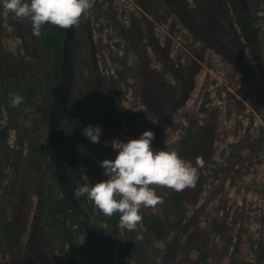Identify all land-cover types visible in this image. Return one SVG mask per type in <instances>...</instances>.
<instances>
[{"label":"rangeland","instance_id":"obj_1","mask_svg":"<svg viewBox=\"0 0 264 264\" xmlns=\"http://www.w3.org/2000/svg\"><path fill=\"white\" fill-rule=\"evenodd\" d=\"M257 3L259 7L256 10L255 27L260 63L258 66L250 59L252 67H247V73L244 72L247 76L243 74L245 66L241 67L242 72L238 71L219 56L201 49L200 44L190 39L175 24L173 16L165 8L162 11L149 10V16L157 22L154 37L161 41L168 39L167 59L176 64V71H171L162 61L147 62L150 54L148 42L143 45L131 44L128 36L121 35L123 26L127 25L128 17L134 10L125 0H94L87 19H81L76 26L78 34L74 39L72 66V90L76 97L74 103L77 102L82 109L79 118L82 135L83 129L89 125L101 127V143L96 144V148L98 153H101V149L107 150L103 160L115 159L116 141L126 143L129 139H138L144 131L155 133L153 148L176 152L187 130L204 127L214 133L215 146L204 155V167L199 169L195 186L181 191L180 198L185 205L183 219L188 226L183 234L175 237L178 229L168 231L162 225V229L158 228L160 234L157 236L153 234L152 228L145 231L142 222L130 231L121 225L119 219L117 229H114V233L119 236L113 246L114 252H119L120 248L116 245L123 237L122 243L133 237L144 241L141 235L146 234L145 243L149 241L150 246L159 251L155 257L157 260L162 258L166 245L174 242L175 250L170 253L167 264H264V238H260L257 253H251L254 251L256 235L264 236V16H258L264 13V0H258ZM13 16L11 12L5 11L3 0H0V71H4L2 65L7 61L6 57L23 53L20 50L22 37L17 25L12 24ZM17 24L27 28L24 34L32 32L28 21H18ZM194 62L199 63L197 73H193L190 88L185 90L175 74L188 73ZM144 65H149L155 77L175 87L169 85L176 90L178 103L169 120L163 121L165 124L162 122L159 125L160 117L154 108L145 111V115L140 108V105L145 106L143 97L147 95L146 88L151 86L148 77L144 76ZM45 67L48 71L49 63L41 66L37 72H32L34 81L41 84V87L45 84V80H41ZM10 72H16L15 62ZM21 84L19 78L16 85ZM142 85L145 86L143 96ZM12 86V80L7 78L6 82L0 83V91L6 89L10 94L13 92ZM87 89L91 94L92 104L90 101L87 104L90 111H94L92 115L86 113L88 108L80 100V92ZM114 89L118 91L115 97L118 101L114 98ZM10 102L8 96L3 97V105H10ZM27 106L24 105L30 113L27 120L11 116L12 119L16 117V127L11 126L5 130L7 137L5 144L0 143V160L4 153L8 156L16 155L17 149L22 150L23 156L27 153L26 146L21 147L17 143V135L22 133L20 129L30 128L22 133L25 143L40 136L42 127L34 126L37 114ZM12 119L9 118V111L3 109L0 113V129L10 121L14 124ZM40 122L44 125L43 121L38 124ZM27 132L29 136H26ZM1 168L5 177L0 186V209L3 216L8 219L17 217L20 225L23 222L22 212L27 213L24 229L20 227L12 240V251L19 255L27 245L30 225L38 223L36 211L41 207L42 200L36 194V181L42 180L43 185L54 184L51 179H46V175H51V172L43 169L37 174H27L25 167L13 169L2 161ZM98 173L101 180L107 179L103 176L104 169L101 166ZM99 181L92 174L85 183ZM152 187L164 202L155 207H142L141 215L147 217L155 214L164 223H169L170 215L165 205L169 189L155 185ZM45 191L53 192L49 187H45ZM85 198L89 202L86 195ZM86 204L83 203V206ZM18 209L22 212L17 213ZM93 216H97L95 218L98 223L104 224L100 215ZM76 228V224L71 225V229ZM4 229L0 228V231ZM241 236L249 238L248 245L240 242ZM82 237L79 234L76 238L77 245L82 244ZM85 249H80L79 261L81 264H91L93 253L86 254ZM3 250L6 249L0 245V258L8 264L10 256ZM127 251L130 257L131 249ZM114 252L111 262L117 264L119 258Z\"/></svg>","mask_w":264,"mask_h":264},{"label":"trees","instance_id":"obj_2","mask_svg":"<svg viewBox=\"0 0 264 264\" xmlns=\"http://www.w3.org/2000/svg\"><path fill=\"white\" fill-rule=\"evenodd\" d=\"M164 1L168 9L180 20V23L189 34L196 40L213 48L228 63L237 69L242 66L252 67L249 62L251 59L259 66L260 51L257 28L255 27L256 10L259 7L258 0H219L221 6L218 9L210 0H196L198 9L209 16L208 19L210 17L216 18L219 24L225 12L226 21H230L232 25H235V32L226 27H222L215 32L209 31L205 23L198 18L200 13L197 9L190 8L186 0ZM246 3L248 7H246ZM213 13L216 15H213ZM258 16L264 15L259 14ZM12 19V24L17 25V29L20 30L18 31L22 37V48L20 50L23 53L15 57L7 55V61L2 65L4 71H0V83L3 84L7 78H10L14 85L11 88L13 90L12 93L23 95L24 100L23 105L21 104L18 108L12 107L11 102L10 105H3V97H10L11 94H8L6 89H3L0 91V113L3 109L8 110L10 119H12V115H15L16 117L18 116V119L27 120L30 113L25 110L24 105L28 104L27 107L30 106V110L34 111L39 118H36L34 126L36 128L42 127V132H40V136H35L25 143L22 133L30 128L20 129L22 133L17 135V143L21 147L25 145L27 153L23 156L22 150L17 149L16 155L8 156L5 153L3 154V158L0 160V186L2 187L1 184L5 178L1 168V161L13 169L25 167L27 174H37L41 169L45 172H51V175H46V179L47 181L51 179L54 186L50 183L43 185L42 180L37 179L35 184L38 186L36 194L42 200L40 203L41 207H38L36 211L38 218H35L38 223L30 225L27 245L19 255L12 251L14 244L12 240L17 236L15 234L20 231V227L24 229L27 213L26 211L22 212L21 209L17 210V213L21 211L23 216V222L19 225L17 217L8 219L3 216V211L0 209V228H5L0 231V245L6 249L3 252H7L8 256H10L8 264H81L78 254L83 247H86V254L93 253L91 264H112L113 246L119 239L118 234L114 233V229H117L120 213L117 212L112 217H107L96 209L90 200L88 202L85 195L79 197L75 195L76 189L85 184V176L89 178L93 174L96 180L102 179L98 171L100 161L103 160L107 150L101 149V153H98L99 150L97 151L96 144L100 145L101 139L100 143H92L80 132L81 124L79 118L82 116V109L77 102L76 104L74 103L76 97L73 96V90L59 127V139L64 169L70 181L72 196L77 205L69 199L59 182L47 142L49 105L60 78L62 41L65 29L45 23L39 35H35L33 32L24 34L27 28L24 25H18V20L14 16ZM77 34V27L75 26L73 39H75ZM67 47L73 66L74 40L71 39ZM14 62L16 72H10ZM46 63H49V70L46 71L45 67V72L42 74L41 80H45V84L42 86L44 89L42 90L41 84H37L34 81L32 72L33 70L37 72V69L39 70ZM20 71H22V74H20ZM18 75H21V77ZM19 78L22 84L17 86L16 81L19 82ZM42 95H44L43 100ZM80 100L88 108L86 113H89V115L94 114V111H90V106L87 104V101L92 104L90 90H82L80 92ZM15 118L12 119L14 124L10 121L2 130L0 129V143L5 144L4 140L7 137L5 130L11 126L16 127ZM39 121H43L44 125H41V122L38 124ZM28 133L26 136H29L30 133ZM214 146V133L204 127H200L186 131L179 142L177 153L181 159L191 161L195 166L196 157L200 156L203 158ZM103 176L105 175L103 174ZM45 187H49L53 192H50L51 190L45 191ZM168 191L169 196L165 205L170 215L169 223H164L160 220L161 218L156 217L157 215L154 216L155 214L147 217L142 215L141 222L145 231H149L152 228L153 234L157 236L160 234L158 228L162 229L164 226V229L169 231L173 227V222L178 219L182 220L185 215V205L180 198L181 191L175 192L171 189ZM83 203L87 204L83 206ZM97 214L100 215L101 222H104V224L101 225L97 222L95 218L97 216H93ZM106 220L107 222H105ZM72 224H76L77 228L71 229ZM82 228L84 232H82ZM183 228H179V234H181ZM79 234L83 235L81 245L76 243V238ZM141 237L144 241H140L139 237H133V239H126L122 243L123 237L118 242L116 246L120 248L119 252H114L117 253L119 258L117 264H145V262L147 264H167L170 253L175 250L174 242H169L166 245L162 258L157 260L155 257L158 256L157 253L159 251L156 247H151L149 241L145 243L146 234L141 235ZM150 247L153 253L150 251ZM129 249H131L130 257H128L129 252L127 251ZM2 260L0 258L2 262L0 264H5Z\"/></svg>","mask_w":264,"mask_h":264},{"label":"clouds","instance_id":"obj_3","mask_svg":"<svg viewBox=\"0 0 264 264\" xmlns=\"http://www.w3.org/2000/svg\"><path fill=\"white\" fill-rule=\"evenodd\" d=\"M93 3L94 0H3V7L18 21H28L33 34L39 35L45 23L61 29L77 26L81 19H87ZM9 98L14 108L24 100L19 93H11ZM101 134L99 125L83 129V135L92 143H100ZM154 139V132L144 131L138 139H129L126 143L116 141L115 159L100 161L107 179L85 183L76 189L75 195H86L107 217L119 212L121 225L134 230L142 221V207H155L164 202L153 185L183 191L195 186L199 169L204 167L200 156L196 157L194 166L191 161L181 159L175 150L153 148Z\"/></svg>","mask_w":264,"mask_h":264},{"label":"flooded vegetation","instance_id":"obj_4","mask_svg":"<svg viewBox=\"0 0 264 264\" xmlns=\"http://www.w3.org/2000/svg\"><path fill=\"white\" fill-rule=\"evenodd\" d=\"M125 1H127L129 5H132V8L134 10L132 9L133 11L131 15L128 17L129 22L127 23V25L123 26L124 28H122L121 35L123 37L128 36L129 41L132 42L131 44L140 43L143 45L145 42H148V49L150 50V54H148L149 59L147 62L157 61L161 63L162 61V64L167 65L171 69V71L177 70L174 67L176 64H174L171 59H167V51L169 49L167 45L168 39L164 38L161 41L159 38L154 37V28H155V25H157V22L155 20H152L149 16L150 15L149 10L159 9L160 11H162V9L164 8L166 11H168L173 16L175 24L179 26L182 30H184V32L187 34V36L190 39L200 44L201 49L208 50L212 52V55L219 56L221 59H223L221 55L217 53L213 48L207 46L205 43L201 41L196 40L191 34H189L187 30L183 27V25L180 23V20L170 11V9H168L166 2L164 0H125ZM186 1L185 2L188 3V6L190 8L197 9V11L200 13L198 18L202 22L205 23L209 31L215 32L222 27L224 28L226 27L232 30L233 32L236 31L234 29L235 25L234 24L232 25L230 21H226L225 12L222 15V21L219 24L216 18L210 17V19H208L209 16H207L206 14H204L202 11L198 9V5H196V0H186ZM210 1L216 6L217 9L220 8L221 3L219 0H210ZM246 7H248L247 3H246ZM213 15H216V14L213 13ZM74 36H75V26H74ZM74 36L71 38L72 40H74L73 39ZM140 57H141V60H143V57L141 55ZM223 61L238 71H241L242 69L241 67L237 69L235 66L228 63L225 59H223ZM198 66H199V63L194 62L188 73H185V74L178 73V75L174 73L175 78L179 79L180 83L182 82L185 90H188L190 88V85H191L190 82L192 81L191 79H192L193 73L194 72L197 73ZM143 68H145L144 76L148 77V80L151 86H148L146 88L147 95L146 97L145 96L143 97L145 106L140 105V108L141 110L144 111V115H145V111L150 110L151 107L154 108V110L158 113L160 117V122H159V125H160L163 121H168L169 117L176 109V105L178 103L177 96L175 95L176 90L174 89L175 88L174 85H171V84L167 85L166 82L164 83L161 79H159L158 77H155L156 75L150 71L151 69L149 65L147 66L144 65ZM246 68L247 67L245 66L243 70V74L244 72L247 73ZM244 75L247 76V74H244ZM169 85L173 86L174 88ZM144 87H145L144 85H142L141 87L142 92H143L142 96L145 95ZM117 95H118V91L114 89V98L117 97ZM115 99L116 101H118V98H115ZM103 102H100V103L102 104ZM185 224L186 222L184 219L182 220L178 219L173 222V227L170 230L178 229V232L176 233L175 237H178L181 234H183V232L188 228V226ZM180 227H184L181 230V234H179Z\"/></svg>","mask_w":264,"mask_h":264},{"label":"water","instance_id":"obj_5","mask_svg":"<svg viewBox=\"0 0 264 264\" xmlns=\"http://www.w3.org/2000/svg\"><path fill=\"white\" fill-rule=\"evenodd\" d=\"M74 36V26L65 29L62 41V59L60 66V78L55 93L49 105L47 122V142L50 147L55 173L69 199L76 204L72 196L70 181L64 169L62 152L60 148L59 127L64 118L73 86V67L68 52V43ZM77 205V204H76Z\"/></svg>","mask_w":264,"mask_h":264},{"label":"crops","instance_id":"obj_6","mask_svg":"<svg viewBox=\"0 0 264 264\" xmlns=\"http://www.w3.org/2000/svg\"><path fill=\"white\" fill-rule=\"evenodd\" d=\"M260 238H264V236H262V234L261 235H256V241H255V243H253V249H254V251L251 252V253H257V251L259 250V248H260V246H259ZM248 239L249 238L246 237V236H241L240 242L241 243L243 242L244 244L246 243V245H248L249 244L248 243ZM255 260L257 261V257H255Z\"/></svg>","mask_w":264,"mask_h":264}]
</instances>
